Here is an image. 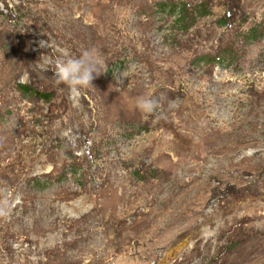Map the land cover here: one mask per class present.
<instances>
[{
	"label": "rangeland",
	"instance_id": "1",
	"mask_svg": "<svg viewBox=\"0 0 264 264\" xmlns=\"http://www.w3.org/2000/svg\"><path fill=\"white\" fill-rule=\"evenodd\" d=\"M0 264H264V0H0Z\"/></svg>",
	"mask_w": 264,
	"mask_h": 264
},
{
	"label": "clouds",
	"instance_id": "2",
	"mask_svg": "<svg viewBox=\"0 0 264 264\" xmlns=\"http://www.w3.org/2000/svg\"><path fill=\"white\" fill-rule=\"evenodd\" d=\"M45 46V42H41ZM97 53L94 49H85L78 57L59 58L55 61L54 77L57 84L66 85L70 91L91 85L98 72ZM177 106V100H168V108ZM135 107L145 118L156 116L161 109V97L141 95L135 100Z\"/></svg>",
	"mask_w": 264,
	"mask_h": 264
},
{
	"label": "trees",
	"instance_id": "3",
	"mask_svg": "<svg viewBox=\"0 0 264 264\" xmlns=\"http://www.w3.org/2000/svg\"><path fill=\"white\" fill-rule=\"evenodd\" d=\"M27 91H30L32 94L36 95V93L33 92L31 89H27Z\"/></svg>",
	"mask_w": 264,
	"mask_h": 264
}]
</instances>
